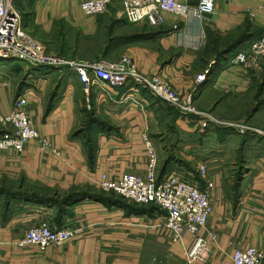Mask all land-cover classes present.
I'll return each instance as SVG.
<instances>
[{
	"label": "crops",
	"instance_id": "crops-1",
	"mask_svg": "<svg viewBox=\"0 0 264 264\" xmlns=\"http://www.w3.org/2000/svg\"><path fill=\"white\" fill-rule=\"evenodd\" d=\"M81 1L41 0L29 30L44 44L54 43L51 30L59 17L84 36L103 35L102 57L114 50L120 56L128 54L141 72L161 74L183 95L193 93L201 111L242 121L253 130L241 133L224 124L204 130L197 118L167 111L161 102L151 103L132 84L95 86L87 94L75 72L57 78L50 69L36 68L17 81L10 71L24 63L7 60L0 66V116L8 115L15 100L26 94L34 125L50 146L30 140L20 153L0 150V264H190L186 253L193 246V235L172 241L154 228L162 223L163 212H142L98 188L105 174L115 179L145 172L144 133L159 151L160 178L176 172L201 187L208 178L215 185L213 211L202 231L208 257L192 264H232L237 247L264 249V69L231 62L264 34V0H215L213 14L183 18L167 13L158 26L130 23L115 5L100 19L89 17L81 10ZM181 1L192 6L199 2ZM115 26L113 34L107 33ZM112 36L122 40L115 44ZM207 70L206 80L195 91L197 75ZM62 79L55 101L53 90ZM90 113L101 122L89 130ZM34 186L59 200L81 190L90 196L68 206L60 217L51 204L5 198L16 191H33ZM41 221L78 228L81 234L45 250L17 246Z\"/></svg>",
	"mask_w": 264,
	"mask_h": 264
},
{
	"label": "built area",
	"instance_id": "built-area-1",
	"mask_svg": "<svg viewBox=\"0 0 264 264\" xmlns=\"http://www.w3.org/2000/svg\"><path fill=\"white\" fill-rule=\"evenodd\" d=\"M113 5L118 6L121 16L130 23H148L152 26L163 24L164 15L167 13L183 18H202L213 14L216 9L215 0H199L194 6L181 0H82L80 7L85 15L97 17L107 13ZM0 59L20 60L31 67V70L45 68L75 72L87 94L95 86L119 88L132 84L137 91L147 90L168 102L187 118H197L204 130L208 128V122H216L212 115L198 108L194 102V94H181L161 74L148 75L141 72L136 61L128 54L116 60L101 57L93 61L79 62L49 50L25 27L23 17L13 0H0ZM231 62L241 64L247 69L263 70L264 34L255 39L248 48L237 53ZM207 73L208 70L198 74L196 82H204ZM28 104V96L22 94L15 100L13 110L8 115L0 116V150L14 149L20 153L30 140H39L42 147L50 146L49 140L41 137L35 127ZM222 124L239 128L241 133L253 130L248 125L229 122ZM143 143L147 158L145 172L126 173L115 179H110L105 174L98 183V188L113 192L128 202L154 205L161 209L163 221L155 224L154 228L162 230L172 241H178L186 233L193 235L194 243L187 251L186 259L190 264L205 261L209 245L202 231L207 228L213 211V181L205 179V186L201 187L195 180L176 172L160 178L161 157L156 144L147 133L143 134ZM200 168L204 170L205 166ZM80 234L78 228H58L49 221H41L26 231L17 246L34 245L45 250L51 245H64ZM210 236L217 237L214 233H210ZM232 264H264V249L254 246L237 247L232 254Z\"/></svg>",
	"mask_w": 264,
	"mask_h": 264
},
{
	"label": "rangeland",
	"instance_id": "rangeland-1",
	"mask_svg": "<svg viewBox=\"0 0 264 264\" xmlns=\"http://www.w3.org/2000/svg\"><path fill=\"white\" fill-rule=\"evenodd\" d=\"M13 1L15 3L16 8L18 9L20 14L22 15V17L28 18V19H30V18L32 19V17L36 14V8L41 2V0H13ZM101 17H103V15L97 16L98 19H100ZM55 19H56L55 21L59 22L62 18L58 17ZM55 21H54V23H55ZM64 21L66 24L61 25L58 28H54L55 25L53 23V28L51 30V33L54 35V43H50V41L45 43L49 46L50 50H53V52L58 53L59 55H63L67 59H75L79 62L93 61V60L101 58L105 54V47H106L104 45L105 44V41H104L105 36L101 35L98 38L97 37L91 38V37L84 36L82 34V32H80L76 27L68 24V22L65 19H64ZM33 26H34V24H33V20H32L30 28L33 29ZM102 26L103 25H100V30L103 29ZM36 29H38V27ZM104 30L105 29H103L102 31H104ZM116 30H117V26H115L111 29H108L107 33L113 34V32H115ZM34 33H36V32H34ZM38 39L42 41L41 38H38ZM109 39H111V38L109 37ZM121 40L122 39H120L119 36H115V37H113V40L111 42H113L115 44H119V42ZM119 54H121V53H119V50H114L113 54L109 53L107 55V58L109 59V57H110V59L116 60V59H119L121 57ZM16 62L22 63V61H20V60L11 61V63H13V64H16ZM6 63H8L7 60H1L0 59V66L4 65ZM27 67L28 66L26 64H22L20 69H17L15 71H10L13 79H16L17 81H19L20 79H24L25 78L24 73H29V71L31 70V67H28V68ZM50 70H52L53 72L56 73L55 77H57V78L60 75L61 76L64 75L63 76V78H64V77H67L69 75L66 73H73L72 71L66 72V70H64V71L54 70V69H50ZM195 82H196V79H195ZM202 83H200V84H202ZM200 84H198L196 82L195 91ZM160 102H161L162 107H165V109L167 111H171L173 109L178 111L174 106H172L168 102H166V101H160ZM205 113L212 115V117H214L216 122H218L220 124H222L224 122H229V123H233V124L245 125L244 123H240L242 121L233 122L230 120H222V119H219L216 115L211 114L210 112L205 111ZM216 122H212V121L208 122V128L209 127L211 128L212 126H217L218 123H216ZM0 127L2 128L1 124H0ZM249 132L250 131H248L247 133H249Z\"/></svg>",
	"mask_w": 264,
	"mask_h": 264
},
{
	"label": "trees",
	"instance_id": "trees-1",
	"mask_svg": "<svg viewBox=\"0 0 264 264\" xmlns=\"http://www.w3.org/2000/svg\"><path fill=\"white\" fill-rule=\"evenodd\" d=\"M30 20H32V19L31 18L30 19L23 18L24 25H25V27L28 30H29L28 22ZM64 24H66L64 19H61L59 22L55 21V23H54L55 27L54 28H58L59 26L64 25ZM29 31L31 32V30H29ZM62 83H63V79L58 82L56 88L53 90L52 99H55V101H56V98L59 96V92L62 90V86H63ZM142 92L145 94V96L147 98H149L151 100V103L163 101L162 99H160V98L154 96L153 94L149 93L147 90H142ZM52 105H53V103L51 102L50 108L52 107ZM99 121L101 122L100 118H98L96 116H93L90 113L89 117H88V121H87V123H89L88 124L89 130L91 129L92 125H94L95 123H98ZM0 133H1V131H0ZM89 137H90V135H89ZM167 162H165V163H167ZM165 168H166V164L163 167V172H164ZM33 188H35V189H32L33 191H18L19 193L16 191L13 194L6 195L5 198H7V200L9 201V200H12L14 198H21L22 197V198H25L27 200H30V201H33V202H37V203L51 204V205L57 207V210H58L57 213H58V216L60 217L64 213L67 212L66 208L68 206L74 205L78 201H80L81 199H83V198H85L87 196H90V193L88 191L87 192H83L81 190V191H77V192L71 193V194L67 195L66 197H64L63 199L59 200L57 197H54V196L50 197V196L44 195V192L41 191L43 189H41L39 187L34 186ZM101 191L103 193L111 194V197L113 199H116V201L128 204L130 206H134V207L140 208L141 209L140 211H142V212L147 211V209L151 210V211L158 210V211L163 212L161 209H158L154 205H138V204H135V203L128 202L127 200L123 199L122 197L116 195L113 192H106V191H103V190H101ZM59 223H61V222H59ZM56 227L60 228V227H63V225L62 224L61 225H57Z\"/></svg>",
	"mask_w": 264,
	"mask_h": 264
}]
</instances>
